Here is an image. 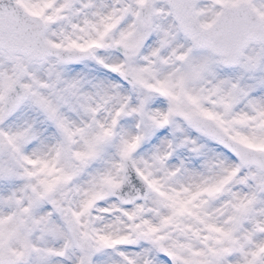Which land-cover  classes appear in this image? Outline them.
I'll return each mask as SVG.
<instances>
[{"label":"snow or ice","instance_id":"obj_1","mask_svg":"<svg viewBox=\"0 0 264 264\" xmlns=\"http://www.w3.org/2000/svg\"><path fill=\"white\" fill-rule=\"evenodd\" d=\"M0 264H264V0H0Z\"/></svg>","mask_w":264,"mask_h":264}]
</instances>
